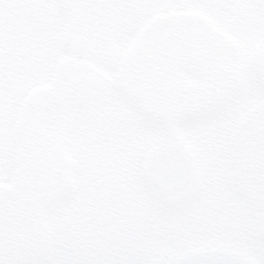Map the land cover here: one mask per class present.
<instances>
[{
    "label": "snow or ice",
    "instance_id": "snow-or-ice-1",
    "mask_svg": "<svg viewBox=\"0 0 264 264\" xmlns=\"http://www.w3.org/2000/svg\"><path fill=\"white\" fill-rule=\"evenodd\" d=\"M0 264H264V0H0Z\"/></svg>",
    "mask_w": 264,
    "mask_h": 264
}]
</instances>
